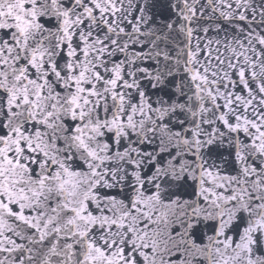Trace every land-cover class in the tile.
<instances>
[{"label": "snow or ice", "instance_id": "snow-or-ice-1", "mask_svg": "<svg viewBox=\"0 0 264 264\" xmlns=\"http://www.w3.org/2000/svg\"><path fill=\"white\" fill-rule=\"evenodd\" d=\"M0 264H264V0H0Z\"/></svg>", "mask_w": 264, "mask_h": 264}]
</instances>
